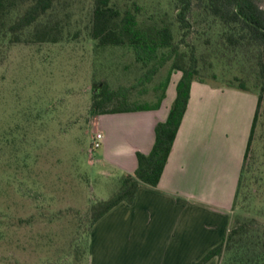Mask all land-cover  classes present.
<instances>
[{"label":"rangeland","instance_id":"rangeland-1","mask_svg":"<svg viewBox=\"0 0 264 264\" xmlns=\"http://www.w3.org/2000/svg\"><path fill=\"white\" fill-rule=\"evenodd\" d=\"M93 4L62 0L57 5L44 20L58 31L57 43L34 42L28 31L21 43L13 44L1 29L0 264H90V208L119 189L123 174L99 161L103 149L91 151L95 134L105 125V118L97 122L104 115H93L91 107L98 85L131 86L143 70L131 49L101 47L91 38ZM113 4L123 10L139 6L141 20H168L180 39L175 0ZM196 20L194 15L192 22ZM10 22L7 18L4 24ZM219 31L212 20L194 23L187 38L198 50L200 78L222 87L239 85L235 76L245 78L248 69L209 55ZM182 49L189 51L187 43ZM168 69L156 83L131 92L127 105L156 103L162 92L155 87ZM179 76L175 73L172 85ZM248 86L254 89L253 81ZM252 155L254 165L233 206L231 224L238 215L264 221V103ZM226 259L216 258L214 264Z\"/></svg>","mask_w":264,"mask_h":264},{"label":"crops","instance_id":"crops-1","mask_svg":"<svg viewBox=\"0 0 264 264\" xmlns=\"http://www.w3.org/2000/svg\"><path fill=\"white\" fill-rule=\"evenodd\" d=\"M181 76L171 80L160 109L97 119L105 118L99 161L123 175L135 172L137 154L154 147ZM257 101L253 92L195 81L159 186L141 187L132 205L122 203L96 223L90 264H194L220 245L231 226Z\"/></svg>","mask_w":264,"mask_h":264},{"label":"trees","instance_id":"trees-1","mask_svg":"<svg viewBox=\"0 0 264 264\" xmlns=\"http://www.w3.org/2000/svg\"><path fill=\"white\" fill-rule=\"evenodd\" d=\"M62 0H0V32L11 35L13 44L21 43L23 35L32 31L34 42L57 43L59 34L54 26L45 23ZM136 5V4H135ZM175 22L182 32L177 41L173 24L160 17L140 19V8L120 9L113 0H94L91 38L99 46L126 47L133 51L135 61L141 65L143 74L137 83L112 89L105 82L98 85L91 107L93 115L150 111L160 109L174 73H181L176 87V99L164 122L156 126V141L149 154H137L138 167L134 173H125L119 180V189L108 200L96 202L90 208L89 232L111 210L122 203L132 205L138 190L143 187L157 188L173 150L181 124L187 112L192 84L215 82L200 78L201 70L196 45L187 42L194 23L212 22L220 29L209 55L219 62L226 60L242 66L245 78L235 76L239 85H226L257 94V108L244 156L234 205L239 199L246 174L254 165L253 144L261 108L264 103V0H175ZM18 9V14L14 16ZM197 15L193 23L192 18ZM11 22L4 24L5 19ZM189 51L182 49L186 45ZM209 44V41L206 42ZM168 69L166 78L155 87L161 91L156 103L129 107L127 99L138 87L156 83L161 71ZM161 78V77H160ZM216 80V75L212 77ZM254 89L249 88L252 82ZM113 106L112 108H110ZM261 208L260 215H264ZM226 259L224 264H264V221L255 216L238 215L231 224L223 242L194 264H208L213 259Z\"/></svg>","mask_w":264,"mask_h":264},{"label":"built area","instance_id":"built-area-1","mask_svg":"<svg viewBox=\"0 0 264 264\" xmlns=\"http://www.w3.org/2000/svg\"><path fill=\"white\" fill-rule=\"evenodd\" d=\"M104 139H105L104 132L99 130L93 138L91 151H97L101 149L103 147Z\"/></svg>","mask_w":264,"mask_h":264}]
</instances>
